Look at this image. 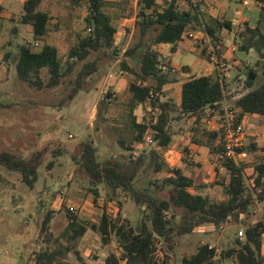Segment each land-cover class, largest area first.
<instances>
[{
	"label": "trees",
	"instance_id": "1",
	"mask_svg": "<svg viewBox=\"0 0 264 264\" xmlns=\"http://www.w3.org/2000/svg\"><path fill=\"white\" fill-rule=\"evenodd\" d=\"M180 1L169 0L162 6L158 0H137L134 41L122 53L121 47L116 44L117 29L110 15L103 10L104 0H87L88 35L80 37L62 57L56 47L46 42L52 16L40 9L43 0H24L20 22L32 28L34 44L18 45V52H7L5 60L14 63L18 79L31 88L54 89L67 79L64 83L67 94L59 106L70 105L76 99L90 77L99 71L103 61L107 64L119 61L120 68L134 78L128 85L132 111L139 106H148L153 113L158 112L150 126L145 121L138 122L132 116V138L119 141L123 149L133 151L135 145L144 146L152 137L156 147L149 151H142L125 161L109 159L101 162L98 148L91 139L80 142L75 148L80 166L94 183H103L111 190L112 196L117 198L119 210L122 208L119 193L128 195L140 208L142 220L138 228L122 220L120 213L115 218L103 214L98 224L90 227L99 232L104 244H108L114 234L125 264H155L157 242L163 245L165 258L168 259L175 238L191 234L196 228H222L230 223L243 227L244 236L239 237L236 232L232 244L219 254L209 244L200 245L195 254L183 257L181 264H224L226 260H231L233 264H264V221L247 222L254 214L256 203L264 208V162L255 164L257 174L251 191L244 184V164L237 166L226 162L224 165L229 175V181L224 185L226 198L217 201L204 193L209 186L195 183L180 169L171 168L164 158V152L172 142L169 128L171 119L196 117L198 123L206 108L222 100V87L217 76H188V67L181 68V72L186 75L180 79L171 63L162 59L157 47H171V52H175L183 34L202 25L216 44L223 42L224 37L233 32L230 21L214 18L205 21L197 7L191 5V9L182 10ZM244 26L238 32V51L248 53L253 50L259 59L255 67L246 66L245 87L248 91L234 103L241 111L239 120L244 114L264 117V32L261 24L251 27L246 23ZM36 43L39 46H35ZM200 56L210 61L205 51H201ZM164 65L168 66L167 71L162 70ZM260 71L262 80L258 83ZM42 72H45L46 78L41 76ZM72 75L75 77L70 78ZM179 82H182L181 96L175 102L167 98L166 88ZM108 96H111L110 93ZM172 113H176L175 118L171 116ZM208 135L211 143L218 137L216 133ZM217 150L213 147L212 155ZM48 151L49 148L36 150L29 158L0 151V167L19 173L23 183L34 188ZM92 192L98 196L97 189ZM160 192H167L168 197H161ZM67 215V232H71V237L85 235L88 227L69 208ZM50 219L51 214H46L41 228L43 232L48 231ZM58 256L57 251H41L36 255L35 264H55ZM105 264H120V261L115 254H110Z\"/></svg>",
	"mask_w": 264,
	"mask_h": 264
},
{
	"label": "rangeland",
	"instance_id": "2",
	"mask_svg": "<svg viewBox=\"0 0 264 264\" xmlns=\"http://www.w3.org/2000/svg\"><path fill=\"white\" fill-rule=\"evenodd\" d=\"M21 1L2 0L0 4V15L11 12L5 18L0 16V151L12 152L23 158H29L36 150L49 148V151L43 159L34 188L23 183L19 173L0 167V264H35L36 255L44 250L59 253L55 264H105L110 254L121 257L120 249L114 234L109 238V243L104 244L99 232L92 230L91 225L98 224L103 214L115 218L120 213L122 220L138 228L142 220L140 208L128 195L119 193L122 208L117 213V198L112 196L111 190L105 184L93 182L78 163L75 148L80 142L91 139L98 148L101 162L109 159L125 161L142 151H149L156 144L141 147L137 144L133 151H127L119 141L132 138V116L150 126L158 112L153 113L148 106H139L132 111L128 85L134 78L120 68L119 61L109 64L103 61L99 71L90 77L85 88L70 105L59 106L61 99L67 94L64 84L67 79L57 88L43 90L31 88L18 79L14 63L11 60L6 61L5 54L17 53L18 45L34 44L32 33L20 22V15L23 13ZM249 1L253 5V0ZM43 2L41 8L51 13L54 19L50 23L46 42L56 47L64 57L80 37L88 35L87 0ZM11 3L15 6L8 9L7 6ZM159 4L163 6L165 0H159ZM232 4L239 6L235 0ZM183 6L182 4L181 7ZM103 10L112 18L117 29L116 44L124 53L134 41L137 0H104ZM255 19L252 17L249 24L254 25ZM261 25L264 31V19ZM244 27L243 24L225 42L217 44L219 55L232 65V78L238 88L241 84L245 85L248 72L246 66L255 67L259 59L253 50L248 53L238 51V32ZM14 29H17L16 33ZM233 47L235 51H231ZM156 50L163 51L158 47ZM199 52L201 49H197L196 53ZM196 53L179 49L176 53L169 52V56L175 68L189 65L197 76L203 73L212 74L214 64ZM234 54L245 64H238L237 70L233 66ZM132 64L134 65L133 62ZM80 66L81 64L78 68ZM41 76L46 78L45 72ZM74 77L72 75L70 78ZM261 77L260 71L258 83L261 82ZM172 88L167 94L177 102L181 96L180 89L177 85ZM109 93L114 95L111 100ZM171 116L175 118L176 113ZM198 124L191 117L171 119L169 128L175 135L170 148L164 152V158L171 168L180 167L184 174L197 183L207 184L209 187L204 193L209 194L213 200L221 201L226 198L221 184L225 185L228 181V173L219 170L216 173L213 165L210 172L209 168L205 169L201 164L205 160H200L199 147L193 143V140L200 142L202 139L200 135L203 132ZM193 130L196 131L194 136ZM185 147L189 150L187 157ZM258 162L260 161L255 160L243 164L247 169ZM50 163L52 165L48 167ZM256 174L252 170L246 173L249 180H254ZM94 189L98 190V196L92 192ZM159 195L168 197L167 192H160ZM70 206L79 208L77 216L88 227L82 237L72 238L71 232H67V209ZM48 213L51 214L48 231L43 232L42 223ZM258 221H264V208L254 213L247 222ZM241 229L244 228L233 223L222 228H196L191 234L175 238L174 248L168 253V259L165 258L163 245L157 242L154 263L181 264L183 257L195 254L203 244H209L219 254L232 244L235 233ZM224 264L233 262L226 260Z\"/></svg>",
	"mask_w": 264,
	"mask_h": 264
},
{
	"label": "crops",
	"instance_id": "3",
	"mask_svg": "<svg viewBox=\"0 0 264 264\" xmlns=\"http://www.w3.org/2000/svg\"><path fill=\"white\" fill-rule=\"evenodd\" d=\"M23 1L24 0L21 1L22 5H23ZM43 1H45V0H43ZM168 1L169 0H165V2H168ZM233 1L234 0H199L194 5L195 7H197V11L202 16V18H204L205 21L209 20L210 18H214V19H218L220 21H230L232 23L233 32H231L228 36L224 37L223 42H225L226 39H228L233 33H235V29L238 30L243 24L245 25L246 23H248L249 26L255 27L257 24H262V20L264 19V7L260 3H258L256 0H253V5L248 0L250 2L249 6H244L243 2L240 3V2H238V0H235V1H237L239 6H234L232 4ZM183 2H185V3H183ZM1 3H2V0H0V4ZM43 3L44 2H42L41 7H42ZM158 3H159V0H158ZM179 3H180L179 4L180 8L182 10H189L192 7L191 5H193L192 3H190L186 0H181ZM182 4L184 5L183 7H181ZM14 6H15V4L11 3L10 6H7V8L12 9ZM41 7H40V9L43 10ZM44 11H47V10H44ZM10 13L11 12H7L6 14L9 15ZM6 14L2 13L0 16L2 18H5V16H7ZM21 15H22V13H21ZM21 15H20V17H21ZM50 15L52 16L51 13H50ZM252 17L256 18L255 19L256 22L254 25L249 24ZM1 19H0V21H1ZM52 20H54V19L52 18ZM25 26L28 27V31L30 33H32V36H33L32 28L28 25H25ZM16 32H17V29H14V33H16ZM49 33H50V30H49ZM49 33H48V35H49ZM46 38H48V37H46ZM158 48L165 51V53H162L163 51H160L162 58H165V60H167L171 63L172 67L174 68V70L176 71V73L178 74V77L180 79H182V77L184 75H186V74H183L181 72L182 67H188L189 68L190 73L187 74L188 76H192V75L197 76V75L193 74V70L189 65H183L179 68H175L171 59H170V56H169L170 55L169 52L170 53H176L179 51V49H183V50L188 51V52L196 53L197 49H199V48L191 47L189 40L182 38L181 41L178 43V47H177V50L175 52H171V49H170L171 47H158ZM186 48H188V50H186ZM231 51H235V48L233 47L231 49ZM200 53L201 52H199V54L198 53H196V54L200 55ZM233 57L235 58V60L233 62V66L237 70L238 64L243 65L244 61L239 56H236L235 54L233 55ZM209 63H211V62L209 61ZM213 69H214V71L212 74L203 73L202 75H212V76L216 77V70H215L214 66H213ZM213 74H215V75H213ZM181 84H182V82L168 85L166 88L167 93L169 92L170 89H173L172 87L175 85H177L178 89H180ZM226 88L228 91L232 92V97H233L232 103L233 104L235 103V101L237 99L240 98L239 97L240 95L243 96V94L247 93V91H248L244 84H241V87L238 88V84H235L233 81L232 74H231V78L229 79V81L226 82ZM237 90H240V92L236 93ZM168 97H169V95H168ZM237 110H238V115H240V112H241L240 109L237 108ZM192 118H194V120H196V117H191V119ZM240 121L242 122L244 129H245V136L243 139L244 149L248 152V159L245 162L251 163L252 161H255V160L256 161L259 160V161L264 162V117L261 115H257V114H244L242 117H240ZM198 125H200V121H199ZM197 130H199V129L197 128ZM202 132H203V133H201L202 135H200V136H202L201 137L202 139L200 140V142L193 141V143L199 147L200 160H202V159L205 160V161H201V164L203 166H205V169L209 168L210 172H212L211 168L213 165L214 166L213 171L218 173L220 170L217 167H215L216 165H214L215 163H214L213 158H212L211 149L213 147L214 148L220 147L218 144L219 143V136L211 143V140H210L208 134L209 133H216V132H208V131H204V130H202ZM216 134L218 135V133H216ZM174 135L175 134L173 133L172 134V142H173ZM172 142H171V144H172ZM171 144H170V146H171ZM170 146L168 147V149L170 148ZM184 149H185L184 151L187 154L186 156L180 152L179 153L176 152V154H181L183 157L184 156L187 157L189 150L187 147H185ZM210 158H212L211 159L212 163L209 161ZM185 159L186 158H183V160H185ZM175 168H178L183 172V170L180 167H175ZM246 170H247V172H246ZM248 170H252L253 172H255V165L249 166L247 169H246V167L244 168L245 173H248ZM220 172H222V171H220ZM184 175L188 176L186 174H184ZM188 177H190V176H188ZM228 177H229V175H228ZM190 178H192V177H190ZM228 181H229V178H228ZM228 181L226 182V184L228 183ZM195 183H197V182L195 181ZM197 184H205V183H197ZM205 185H207V184H205ZM222 187L224 189V185H222ZM206 190H208V188ZM206 190H204V192ZM191 191L194 192V190H191ZM205 194H207V193H205ZM262 253L264 255L263 251H262Z\"/></svg>",
	"mask_w": 264,
	"mask_h": 264
},
{
	"label": "built area",
	"instance_id": "4",
	"mask_svg": "<svg viewBox=\"0 0 264 264\" xmlns=\"http://www.w3.org/2000/svg\"><path fill=\"white\" fill-rule=\"evenodd\" d=\"M190 3L195 5L199 0H188ZM264 7V2L260 3ZM244 6H249L248 0H243ZM182 38L189 40L191 47L199 48L205 51L210 61L214 64L216 70V76L221 83L222 87V100L215 106L206 108L201 116L200 127L204 131L216 132L219 136V146L217 152L212 155L213 161L216 167L220 171H226L225 163L232 162L234 165H241L248 159V152L244 149L243 139L245 136V129L242 122L239 120L237 107L232 103L233 97L232 92L226 88V82L229 81L232 74V65L227 59L221 57L218 53L219 46L215 44L211 35L205 30L202 25L196 30L186 31ZM35 46H39L38 43ZM163 60L165 58H162ZM163 71L168 70V66H162ZM244 95V94H243ZM240 95L239 97H241ZM110 96L109 99H113ZM197 130V129H196ZM196 131L193 130L192 135L194 136ZM147 143L154 145L155 141L150 137ZM227 172V171H226ZM244 184L249 191L254 187V180H249L245 171H243ZM117 205V204H116ZM70 212L76 214L79 212L78 207L70 206ZM117 213L119 208H117ZM263 208L259 203H256L254 213L262 211ZM108 217H111L107 214ZM239 237L244 236V229L239 232ZM264 250V233L262 236ZM262 250V251H263ZM119 254V252H118ZM120 255V254H119ZM120 263L125 264L122 256L117 257Z\"/></svg>",
	"mask_w": 264,
	"mask_h": 264
}]
</instances>
